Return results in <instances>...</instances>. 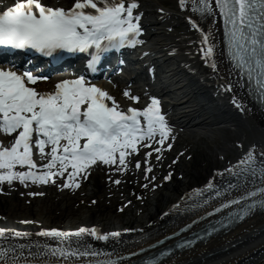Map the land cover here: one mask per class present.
I'll use <instances>...</instances> for the list:
<instances>
[{
	"label": "snow or ice",
	"instance_id": "obj_1",
	"mask_svg": "<svg viewBox=\"0 0 264 264\" xmlns=\"http://www.w3.org/2000/svg\"><path fill=\"white\" fill-rule=\"evenodd\" d=\"M139 6V0H70L68 5L46 0H12L0 8V46L32 49L53 58L83 52L88 56L87 68L95 73L109 51L145 43ZM178 6L182 12L190 7L191 14L186 20L199 33L198 52L205 64L216 73L218 55L226 61L227 77L220 87L231 91V77L235 75V83L264 102V0H178ZM47 79L31 70H17L14 65L0 66V185L6 182L15 186L19 182L28 187L30 181L75 190L88 178L93 166L100 165L122 174L134 165L135 170L143 172L146 181L157 180L155 175L149 176L153 169L152 154L157 153L155 159L160 161L164 150L173 147L170 141L175 138L157 96L146 93L149 102L138 107L140 95L125 87L122 96L129 103L124 106L116 95L84 74L60 79L54 88L41 90L37 82ZM233 103L243 108L235 97ZM255 147L252 145L235 164L230 162L226 169L217 170L220 175L227 172L237 177L248 173L253 179L259 175L262 182V186L245 189L213 207L208 215L229 209L216 222L221 226L243 219L257 207L264 208V161L258 160ZM141 149H146L143 160L135 158ZM37 154L42 162L37 161ZM171 175V172L164 175L163 180H169ZM108 179L116 184L121 182L119 177ZM247 179L245 176L244 183ZM158 186L153 184V188ZM142 187L147 188L148 184ZM237 187L233 183L221 189L209 179L202 188L185 195L206 204L212 197H223ZM205 193L211 195L206 199ZM27 195L44 193L32 191ZM184 200L181 197L173 207ZM215 231L217 228L210 226L208 234ZM30 235L28 231L0 227V264H48L35 259L40 256L63 258L57 264H66L69 257H98L101 251L87 237L107 241L118 237L120 231H101L97 225L67 230L48 227L41 228L37 235L59 243L20 242ZM33 244L36 251H32ZM81 264H119V257L106 254L105 259H84ZM149 264L158 262L153 259Z\"/></svg>",
	"mask_w": 264,
	"mask_h": 264
},
{
	"label": "bare ground",
	"instance_id": "obj_2",
	"mask_svg": "<svg viewBox=\"0 0 264 264\" xmlns=\"http://www.w3.org/2000/svg\"><path fill=\"white\" fill-rule=\"evenodd\" d=\"M68 1L46 0L51 4H66ZM2 2L9 3L11 0H2ZM139 5L138 11L143 13L141 20L146 22L147 27V35L143 38L145 43L141 49L148 55H143L142 61L150 64L145 65L144 69L151 72L153 78V82L144 81L143 88H137L142 90L140 96L142 99L146 97V103H148L149 95H153L150 90L153 89L157 92L155 96L159 94L163 99L169 100L171 105L166 114L170 117L173 131L184 136L185 142L189 140V144L198 143L205 147V162L213 166L204 182L196 181L199 174H192L188 181H178L168 193L162 194L161 190L156 191L159 197L166 200L161 210H159L158 198L150 203L147 200L144 204L132 205L129 217L112 215L107 207L102 206L103 204L96 211H88L87 208L84 210L81 208L77 212L53 210L56 206L67 207L72 202L81 204L85 195L95 194L102 202L103 182L101 185H92L87 181L83 190L75 192V197L69 196V191H50L48 195L52 200L59 198L57 204L53 202L45 204L38 199L36 206L22 208L14 200L9 202L0 200V227L28 231L31 229L28 226L31 223L25 224L21 221H39L41 224H35L36 230L28 231L31 235L23 238L21 243L28 244L34 241H39L41 244L59 243L57 240L40 241L41 239L35 236L34 231H37L39 227L41 229V226L44 228L58 225L64 229H74L77 224L80 226L96 224L103 231L106 229L120 231L118 237L108 239L107 245L100 250L102 255L80 259L69 257L66 264H81L84 259H105L106 254L112 257L137 251L213 209L222 200L238 196L245 189L262 185L259 175L253 179L248 173H242L237 177L227 172L220 175L217 170L226 169L230 162L235 164L252 145L256 146L254 152L258 160L264 161V155H261L264 153V113L252 102L246 89L235 83V75L231 77L233 82L231 91L220 87L227 77V63L222 56L218 55L219 71L213 73L201 58L198 52L199 33L191 29L186 20V16L191 14L190 7L189 10L182 12L178 6V0H139ZM160 9L164 12L162 13ZM180 25L187 28L185 34L171 32L172 28ZM170 52H173L172 56H169ZM158 61L161 64L154 65ZM150 68L154 71H149ZM128 84L122 80L120 84H116L115 89L105 88L118 97L120 88L128 87ZM130 84L132 90L136 89L133 87V82ZM233 97L243 103V108L233 103ZM120 101L128 103L123 97H120ZM185 149L186 146L183 147V150ZM170 168L173 169V166ZM99 170L102 169L97 167L95 171ZM245 176L248 178L247 183H244ZM100 177L102 178L101 173ZM133 178H135L134 174ZM209 178L214 180L221 189L233 183L238 187L225 192L223 197H212L206 204L202 200L186 197L185 194L191 193L193 189L202 188ZM210 195L205 193V198L207 199ZM181 197H185V200L178 207H173ZM127 198L125 197V203L128 202ZM107 201L104 199L103 203ZM196 227L199 228L200 225ZM232 228L193 248L173 254L161 264H264V211L251 214L242 223ZM124 229L129 230L124 231ZM88 242L97 249L96 244L89 240ZM32 251H36L34 244ZM212 252H214L213 255L207 256ZM35 259L47 261L48 264H57V261L63 258L40 256Z\"/></svg>",
	"mask_w": 264,
	"mask_h": 264
},
{
	"label": "rangeland",
	"instance_id": "obj_3",
	"mask_svg": "<svg viewBox=\"0 0 264 264\" xmlns=\"http://www.w3.org/2000/svg\"><path fill=\"white\" fill-rule=\"evenodd\" d=\"M175 31L184 33V31H186V29H184V27L180 26V27H176ZM189 142H190L189 140H187L186 142L184 140L181 141L180 145H178L176 147V149H174L171 152V156L173 155L175 157L176 161H177L176 162V169L171 171L174 174V176H173L174 179L171 181L170 184H168V185L164 186L162 189H160L162 191V194L163 193H168L173 188V186L176 185V183L178 181H182V182L188 181L189 180V176H191L192 174H196V175L199 174L198 177L196 178V181H198V182H204V180L208 176V172L212 168L213 165H208V163L205 162V159H204L205 147H203L202 145H200L198 143L189 144ZM185 146L186 147L188 146L187 153H183L182 152V149ZM191 156H192V158H191ZM89 183L95 184V185H101L102 181H99V178L96 177L95 179H92ZM104 184L107 185L108 187L109 186L113 187L112 189L114 191H117L120 195H123L124 192L132 191V190L136 189L137 187L140 189V191L145 190V189H142L140 187V185H138L137 187H134L133 185H129V183L128 184L127 183L126 184L120 183L119 185H117L115 187H114V184H113L112 181H110V182L105 181ZM83 189H84V187L81 188V190H83ZM104 192H106V191H104ZM133 192H135V191H133ZM146 194H147V196L150 195L148 192ZM103 195H104V193H103ZM130 195L132 196V198L136 202H138V200L132 194V192H130ZM18 197L19 196H18L17 190H14L13 197H11V198H1L0 197V200L2 202H9L11 200H15L18 204H20L22 206V208L23 207L30 208L32 206H36L37 205V202L33 201L31 203V205L27 206L26 202H25V199L21 198V197L18 198ZM108 197H109L108 199H110V200L107 202V204H105L103 202H100L95 194L94 195H86L84 197L83 205H80L78 203H73L72 202L67 207H63L62 208L61 206L60 207L56 206V208L53 209V210L54 211L55 210L56 211H61V212L63 210H67V211L70 210L72 212H75V211L77 212L81 208H82V210H84V208H87L88 211H96L103 204L102 206L105 207V208L107 207L108 211L112 215H117L118 214L117 205H119V201L115 197L111 196L110 194L108 195ZM157 198H158V202H159V205H158L159 206V210H161L164 207V205L166 204V200L163 197H159L157 195V193H155L154 197L151 198V200H149V203L153 202L152 200H155ZM93 199L97 203H96V205L92 206L91 205L92 203H90V200H93ZM41 200H43V203H45V204H49L48 202H53L55 204L58 203V200L57 201L55 199L52 200V199H50L49 196H46L45 198H43ZM130 213H131L130 209L127 208L125 213H123V215H121V216L129 217ZM84 224H86V223H84Z\"/></svg>",
	"mask_w": 264,
	"mask_h": 264
}]
</instances>
